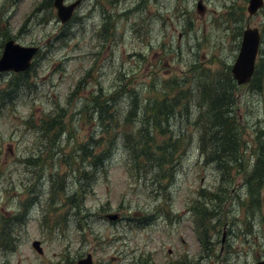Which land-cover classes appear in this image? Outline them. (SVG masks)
<instances>
[{
    "label": "rangeland",
    "instance_id": "374dc122",
    "mask_svg": "<svg viewBox=\"0 0 264 264\" xmlns=\"http://www.w3.org/2000/svg\"><path fill=\"white\" fill-rule=\"evenodd\" d=\"M248 7L249 0H84L75 17L63 23L53 2L0 0V56L10 38L42 47L28 79L23 78L28 86L11 93L15 73L0 74V264H62L64 258L76 264L88 254L93 264H255L264 259V191L251 205L244 172L234 170V183L222 195L221 171L203 164L194 125L199 119L209 123V100L225 93L222 74L231 73L248 26L260 29L257 61L264 58V6L253 15ZM119 71L133 76L130 86L143 99L147 132L159 116L146 103L167 96L165 104L177 109L170 128L193 143L180 152L173 178L165 167L148 166L134 174L122 141L112 147L108 174L87 196L91 216L84 230L66 195L51 193L48 172L41 176L39 169L25 167L21 158L38 140L25 120L39 126L47 114H67L69 135L59 140L50 162L66 175L71 194L75 169L83 164L82 146L99 136L92 135L96 116L84 108L99 85L109 89L124 77ZM13 84L14 89L20 83ZM236 95L251 169L258 153L256 130L264 127V78L261 85L258 78L255 85L239 86ZM127 104L129 95L117 104L121 126H127ZM118 136L126 139L123 131ZM158 139L163 143L164 134ZM201 188L219 196L212 201L217 214L205 219L203 242L195 221ZM107 213L121 218L108 220ZM34 240L41 241L42 254L32 247Z\"/></svg>",
    "mask_w": 264,
    "mask_h": 264
},
{
    "label": "trees",
    "instance_id": "16d2710c",
    "mask_svg": "<svg viewBox=\"0 0 264 264\" xmlns=\"http://www.w3.org/2000/svg\"><path fill=\"white\" fill-rule=\"evenodd\" d=\"M47 2L52 6L53 0H47ZM261 61L260 63L257 61L256 72L252 81L248 84L250 86L253 83L255 85L258 78L260 85L262 84L264 78L262 72L263 57ZM86 72L88 73L89 70ZM118 73L123 74L121 71ZM29 74L30 69L26 72L17 73L10 80L8 90L14 93L20 86H28L27 80L23 82V78L28 79L26 75ZM132 77L129 79L124 75L123 78H118V83L109 89L99 85L91 98V103L89 102L85 106L84 110L89 113L91 110L90 115H95L98 121L92 135L99 134V136L97 139L91 136L82 146L81 159L83 164L81 165V170L75 169V191L71 192V194H69V191L68 194L66 192V187H69L66 175H61L59 171H55L50 162L57 153L55 148L61 142L59 140L63 136L69 135V131L65 129L68 127L67 120H65L67 114L64 113L58 117H51L50 114H47L39 126L25 120V123L29 124L28 129L34 128L35 136H38V140H35L34 145L29 147L27 157L21 158L25 161V167L29 170L30 167H33L34 172L35 169H39L41 176H44L46 171L48 172V177L52 183L51 193H58V195L64 193L66 195L65 199L75 211L74 213H76L74 216H76L77 224H81L83 228L84 226L86 228L89 227L88 222L91 216L85 206L87 196L92 192L100 178L108 174L107 163L110 161L108 157L112 147L114 149L121 147L119 143L122 141L131 155L130 158L133 160H126V163L131 166L130 168L137 175L140 174V169L145 171L148 166L163 168V170L165 167L169 169V176L172 175L173 178L174 170L180 159V152H183L186 147H191L193 143V139L186 142V138L183 135L176 133L170 128L177 109L165 104L167 96L162 100H156L152 104L146 103L148 109L154 115L159 116L158 118H153L155 124L147 132L148 128L144 124L146 110L143 99L138 96L135 88L131 89ZM14 80L20 84H16L13 89ZM222 81L223 85L226 86L225 93L215 94L209 100V123L202 125L199 119L194 124L199 130V137L197 138L198 151L204 165L221 171L222 195L227 190L229 192L234 183V180L233 182L231 180L233 171H239L238 174L244 172L249 203L253 205L254 200L260 202V197H262V192L264 191V127L256 130L258 153L256 158H254L251 169H248L245 158L246 140L244 135L246 132L237 112L238 104L236 105L238 102L236 90L239 85L230 72L222 74ZM151 90H154V87ZM117 95L119 96L118 99ZM128 95L129 105L127 104L126 107H123V111L129 107L125 114L127 126H121L119 121L122 111L117 104L123 96ZM58 108H61V106ZM129 124L130 126H128ZM63 125H65V131L61 130ZM121 131L125 133L126 139L118 136V132ZM158 134H164L163 143L159 142ZM73 155H75V151ZM65 160L69 163L68 156H66ZM147 161L150 163L147 164ZM248 175L250 176L249 178H247ZM197 198L199 199L196 202L200 204L201 208L195 212V215L198 217L197 223L201 228L199 236L202 240H205L202 236V232L204 233L205 230L204 227H206L205 219H212L217 214L216 206L218 204L213 207L212 201L219 199V196L214 192L201 188L198 191ZM262 200L264 201V196ZM223 202H225V199H222ZM78 213L80 217H78ZM61 262L62 264H73L65 258Z\"/></svg>",
    "mask_w": 264,
    "mask_h": 264
},
{
    "label": "water",
    "instance_id": "95a60500",
    "mask_svg": "<svg viewBox=\"0 0 264 264\" xmlns=\"http://www.w3.org/2000/svg\"><path fill=\"white\" fill-rule=\"evenodd\" d=\"M82 0H77L67 4L65 0H54V7L57 9V15L63 23L69 21ZM264 6V0H249L248 10L251 15L257 13ZM199 10L204 6L200 1ZM262 36L258 27L248 26L242 37V42L238 56L231 68L232 75L238 85L248 84L254 76L256 69V59L260 49ZM38 46H24L16 42L15 39H9L5 42L2 56L0 57V73L5 71L21 72L26 71L32 64V59L37 53ZM109 220H116L118 214H107ZM224 242V238H223ZM39 247V242L34 243ZM76 264H93L91 254L87 258L80 259ZM255 264H264V259Z\"/></svg>",
    "mask_w": 264,
    "mask_h": 264
}]
</instances>
